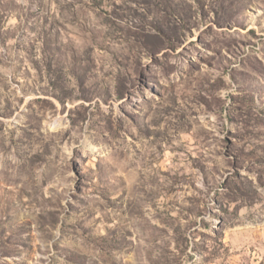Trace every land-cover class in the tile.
Listing matches in <instances>:
<instances>
[{
	"label": "rangeland",
	"instance_id": "rangeland-1",
	"mask_svg": "<svg viewBox=\"0 0 264 264\" xmlns=\"http://www.w3.org/2000/svg\"><path fill=\"white\" fill-rule=\"evenodd\" d=\"M0 264H264V0H0Z\"/></svg>",
	"mask_w": 264,
	"mask_h": 264
}]
</instances>
